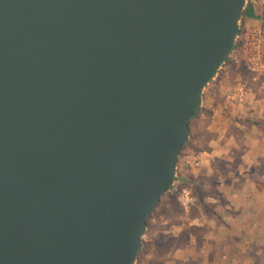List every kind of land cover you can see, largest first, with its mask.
Masks as SVG:
<instances>
[{
    "label": "water",
    "instance_id": "obj_1",
    "mask_svg": "<svg viewBox=\"0 0 264 264\" xmlns=\"http://www.w3.org/2000/svg\"><path fill=\"white\" fill-rule=\"evenodd\" d=\"M246 0H0V264H136Z\"/></svg>",
    "mask_w": 264,
    "mask_h": 264
},
{
    "label": "rangeland",
    "instance_id": "obj_2",
    "mask_svg": "<svg viewBox=\"0 0 264 264\" xmlns=\"http://www.w3.org/2000/svg\"><path fill=\"white\" fill-rule=\"evenodd\" d=\"M254 13L257 18L242 17L234 53L203 91V104L191 121L190 139L180 153L173 188L161 198L142 237V251L147 244L149 251H141L136 264H199V250L210 230L224 223V213L231 211L225 198L229 182L238 176L246 179L248 171H238V167L252 163L245 158L248 153L251 157L252 152L264 149V8L256 4ZM254 38L261 47L253 61ZM257 101L260 105L251 116L253 110L245 107ZM204 194L209 195L205 201L215 205L220 220L192 219V209L201 207L199 197ZM191 225L208 229L201 245L193 238L166 256H155L156 241L177 237Z\"/></svg>",
    "mask_w": 264,
    "mask_h": 264
},
{
    "label": "crops",
    "instance_id": "obj_3",
    "mask_svg": "<svg viewBox=\"0 0 264 264\" xmlns=\"http://www.w3.org/2000/svg\"><path fill=\"white\" fill-rule=\"evenodd\" d=\"M258 105L259 101L251 102L245 109L253 110L252 116ZM250 156L248 153L245 158L252 163L238 167V171H248L246 179L238 176L229 182L225 198L231 211L224 213V223L210 230L207 236L213 242L206 243V237L199 250V264H264V149ZM209 244L217 247L218 253L213 247L212 254Z\"/></svg>",
    "mask_w": 264,
    "mask_h": 264
},
{
    "label": "trees",
    "instance_id": "obj_4",
    "mask_svg": "<svg viewBox=\"0 0 264 264\" xmlns=\"http://www.w3.org/2000/svg\"><path fill=\"white\" fill-rule=\"evenodd\" d=\"M243 17H245V18H257V16L254 13V7H253L252 4L249 5L245 9ZM228 61H229V59H227L226 62L223 65H225ZM199 110L196 111L194 116L191 118V121L196 117V115L198 114ZM191 121H190V125H191ZM189 128H190V126H189ZM201 186H202V184H201ZM172 188H173V186L171 187V190H172ZM208 196L209 195H205L204 194L201 197H199V205H201V207H198L197 209H192V219L193 220H196V219L201 218V217H205L207 219H215V220H220L221 219V215L219 213H216V211H215V205L206 203L205 200H206V198ZM159 203H160V201L158 202V204ZM156 207H155V209H156ZM154 210L152 212V215L154 213ZM152 215H151V217H152ZM151 217H150V219H151ZM207 232H208V229L206 227H204V226L199 227V226H196V225H191L189 228L183 229L177 237L171 236L163 243H161L160 240L156 241V242H159V243L156 244V246H155V249H156L155 256H157V257L166 256V255H168L169 253L172 252L173 247H175L174 249H178L182 245L190 244L191 240L193 238H194L195 243L197 245H201L202 242H203V236L206 235ZM148 249H149V247H148V244H147V245H145L144 250L142 252L143 253L144 252H148L149 251Z\"/></svg>",
    "mask_w": 264,
    "mask_h": 264
},
{
    "label": "built area",
    "instance_id": "obj_5",
    "mask_svg": "<svg viewBox=\"0 0 264 264\" xmlns=\"http://www.w3.org/2000/svg\"><path fill=\"white\" fill-rule=\"evenodd\" d=\"M253 5V7H255L256 4H259L261 5L263 8H264V0H246V8L249 6V5ZM253 40H256L253 44L254 48H255V52L254 53H251V60H255L256 58L259 57V48L261 47V45L259 44L258 42V39L254 38Z\"/></svg>",
    "mask_w": 264,
    "mask_h": 264
}]
</instances>
